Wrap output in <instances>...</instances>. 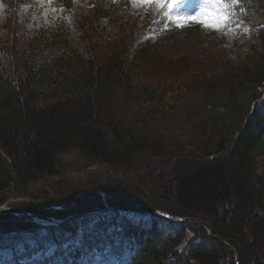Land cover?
I'll return each instance as SVG.
<instances>
[{"label":"trees","instance_id":"trees-1","mask_svg":"<svg viewBox=\"0 0 264 264\" xmlns=\"http://www.w3.org/2000/svg\"><path fill=\"white\" fill-rule=\"evenodd\" d=\"M32 1L4 3L14 12ZM225 6L242 28L233 55L161 53L157 44L185 27L155 3L144 13L154 37L131 52L119 35L102 37L120 8L112 0H96L75 32L61 24L24 33L16 22L0 32V206L56 219L84 213L51 224L0 212V251L10 249L13 264H236L215 237L238 264H264V0ZM74 149L124 175L110 186L99 170L63 178L59 156ZM144 153L157 163L136 166ZM126 170L145 177L128 180ZM106 207L196 218L212 235L142 212L85 213Z\"/></svg>","mask_w":264,"mask_h":264},{"label":"rangeland","instance_id":"rangeland-1","mask_svg":"<svg viewBox=\"0 0 264 264\" xmlns=\"http://www.w3.org/2000/svg\"><path fill=\"white\" fill-rule=\"evenodd\" d=\"M112 1L116 2L120 8L113 21H103L102 37L108 38L109 35L112 34L119 35L121 37L120 42L129 52H131L135 45L142 39L154 37V31L145 24L144 13L149 2H146V0ZM153 1L158 4L160 3V0ZM169 1L170 6L167 11L168 18L177 28L185 27V29H183V32L159 42L157 44L158 51L169 56L186 54L188 56L203 57L221 53L233 55L235 50L233 41L242 28L239 24H234L232 21L227 20L228 17L225 6H223V11H220L219 8L213 9L207 7L206 0ZM94 2H96V0H33L31 3L24 4L12 12L8 11L4 0H0V32H4V29L10 26L12 22H16L17 24L15 27L24 31V33L32 29L50 28L61 24L75 32L76 23L85 21L86 16H89L92 10ZM14 17L16 19H14ZM220 17H225L226 19L221 20ZM200 20L217 21L219 26H206L204 23L199 22ZM142 80H145L144 77ZM174 112L175 111H171L168 108L166 110L168 117H170V115L174 116ZM181 120L179 125L186 128V123H184L185 119L182 117ZM166 121L167 120H164L162 126L172 125L170 122ZM178 134L179 131H177L175 135L180 138L184 136L181 133V135ZM186 138H188L187 135ZM59 158L63 165V178L65 179L84 180L87 177L94 179L98 177L95 170H99L102 174L100 180L101 185L105 184L106 186H110V183L115 182V177L118 178L119 175H124V173L122 174L119 172V168L115 170L105 165L102 166L96 165L94 162L92 163L77 149L65 151ZM156 161L155 158L144 153L137 156L135 163L136 166L149 167L151 165L154 166L155 163H157ZM126 171L129 172L130 170ZM262 171L264 172V167ZM129 173L131 174H125L129 175L127 177L128 180H130L132 176L136 178L139 177L138 180H141V177H145L142 172L138 173L137 171L133 173L130 171ZM136 178L133 180L138 181ZM79 185L83 186L81 183ZM39 186L42 185L39 184ZM3 206L12 208L9 207V205ZM130 217L136 222H147V219L143 217L131 215ZM32 244L34 246V243ZM50 251L51 250H47V253ZM41 253L42 251L39 250L33 255L39 256ZM4 262H8L9 264H13L14 262L13 253L10 249L0 251V264H4Z\"/></svg>","mask_w":264,"mask_h":264},{"label":"water","instance_id":"water-1","mask_svg":"<svg viewBox=\"0 0 264 264\" xmlns=\"http://www.w3.org/2000/svg\"><path fill=\"white\" fill-rule=\"evenodd\" d=\"M103 210H117V211H138V212H143V213H146V214H150V215H155V216H159V217H162L166 220H169V221H176V222H185V221H192V222H195V223H199L200 225H202L205 230L207 231V233L211 236L212 235V232H211V226L199 219H196V218H186V217H177V216H173L167 212H164V211H161V210H158V209H144V208H122V207H106V208H103V209H93V210H90V211H87L85 213H95V212H100V211H103ZM3 211H7V212H11L13 214H16V215H23V216H26L30 219H32L34 222H39V221H44V222H49V223H53V224H61L69 219H72L74 217H77V216H80L84 213H79V214H75V215H71V216H68L64 219H56L54 217H40V216H37L35 214H32L28 211H23V210H19V209H16V208H7L5 206H0V212H3ZM217 240H219L224 246H226L227 248H229L234 256H235V260H236V264L237 263V253L235 251V249L226 241L220 239L219 237H215Z\"/></svg>","mask_w":264,"mask_h":264},{"label":"snow or ice","instance_id":"snow-or-ice-1","mask_svg":"<svg viewBox=\"0 0 264 264\" xmlns=\"http://www.w3.org/2000/svg\"><path fill=\"white\" fill-rule=\"evenodd\" d=\"M146 2H153V0H146ZM239 0H231V3H238ZM225 5V0H206V6L213 9L219 8L220 11H223V6ZM230 6V5H229ZM221 20L226 19L225 17H220ZM199 22L204 23L206 26L218 27L219 24L217 21L209 20H200Z\"/></svg>","mask_w":264,"mask_h":264},{"label":"bare ground","instance_id":"bare-ground-1","mask_svg":"<svg viewBox=\"0 0 264 264\" xmlns=\"http://www.w3.org/2000/svg\"><path fill=\"white\" fill-rule=\"evenodd\" d=\"M77 215V214H76Z\"/></svg>","mask_w":264,"mask_h":264}]
</instances>
